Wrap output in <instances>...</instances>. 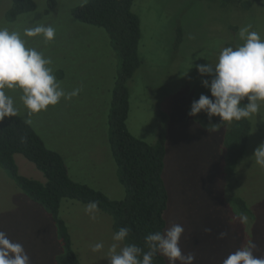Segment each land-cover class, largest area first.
Instances as JSON below:
<instances>
[{
  "label": "rangeland",
  "instance_id": "1",
  "mask_svg": "<svg viewBox=\"0 0 264 264\" xmlns=\"http://www.w3.org/2000/svg\"><path fill=\"white\" fill-rule=\"evenodd\" d=\"M234 1L134 0L132 4L140 20L141 65L129 82L127 125L134 136L147 142H154L160 133L165 135L167 227L173 223L184 226L180 245L185 253H195V264H221L230 252L249 240L256 244L255 255L264 256V169L252 156L254 149L264 143V129L257 126V122L264 123V103L250 117L251 135L234 175L225 170L222 147L229 122L221 124L218 132L209 133L205 113L196 117L187 114L191 102L201 93L210 95L201 85L202 77L195 66L214 64L222 47L242 43L238 31L244 25L251 24L252 30L264 37V0ZM34 2L35 9L8 21L11 0H0V26L21 33L37 23L55 27L54 41L44 44L41 37H29L28 43L52 58L56 78L66 91L81 85L83 90L78 97L61 99L46 112L33 115L32 126L47 147L62 154L73 180L120 199L125 192L107 146L117 53L103 28L73 17L72 9L83 0ZM9 94L16 98L24 119L26 109L19 94ZM163 114L164 120L160 118ZM211 122L220 123V118L214 116ZM15 161L22 175L43 180L23 156L15 155ZM234 195L248 203L253 218H248L247 223H241L232 208L230 198ZM86 205L62 199L60 216L67 224L81 264H107L108 249L114 243L111 218L99 210L97 218L90 219L84 211ZM206 227L212 231L204 232ZM0 230L23 244L31 264H54L57 244L48 216L23 195L1 168ZM221 231H227L228 236L219 239ZM96 242H102L104 248L93 253L90 245Z\"/></svg>",
  "mask_w": 264,
  "mask_h": 264
},
{
  "label": "trees",
  "instance_id": "2",
  "mask_svg": "<svg viewBox=\"0 0 264 264\" xmlns=\"http://www.w3.org/2000/svg\"><path fill=\"white\" fill-rule=\"evenodd\" d=\"M133 1L88 0L87 4L72 9L76 20L101 27L108 33L109 43L118 56L107 118V146L115 164L118 182L124 188L122 198H110L99 189L73 180L62 154L47 147L40 134L32 125H26L20 115L5 118L0 123V168L23 195L48 216L57 244L54 264H81L67 224L60 216L62 199L83 204L96 201L99 210L110 216L114 232L120 227L131 229L122 244L135 243L145 251L144 237L167 227L169 193L163 179L165 135L160 133L154 142H147L134 136L127 125L129 82L141 65L140 20L132 10ZM241 5L245 4L242 2ZM33 9L34 0H11L6 19L14 21L20 14ZM160 116L163 119L165 115ZM257 126L260 130L264 129L262 122H257ZM251 129L250 118L227 124L222 147L225 170L230 175L235 174L236 164L246 151ZM22 136L27 138L26 143L21 142ZM17 154L31 162L42 174L43 180L22 175L15 161ZM230 199L237 216L244 213L248 218H253L248 203L241 196L234 195ZM153 264L168 263L164 256L158 254Z\"/></svg>",
  "mask_w": 264,
  "mask_h": 264
},
{
  "label": "clouds",
  "instance_id": "3",
  "mask_svg": "<svg viewBox=\"0 0 264 264\" xmlns=\"http://www.w3.org/2000/svg\"><path fill=\"white\" fill-rule=\"evenodd\" d=\"M88 0H83L82 5ZM238 36L242 43L236 46L222 47L216 62L197 64L195 67L202 77L201 85L210 95L201 93L190 104L188 115L196 117L203 112L211 126L205 125L209 133L218 132L224 122L240 121L250 118L260 111L264 103V37L252 30L247 24L239 28ZM29 37H41L44 44L55 40L56 28L51 24H35L25 27L23 33L0 26V123L5 118L20 115L16 98L10 91L19 94V101L26 109L24 123L33 124V115L46 112L49 106H55L61 99L72 100L78 97L83 85L66 91L57 80L53 60L42 50L28 43ZM207 77V78H203ZM218 116L220 123H212ZM26 143L27 138L21 137ZM252 156L255 163L264 169V143L258 145ZM89 218L95 220L99 211L96 201H90L84 209ZM241 223H247L244 213L238 214ZM185 229L182 224L173 223L163 231L150 232L144 237V248L135 243L124 244L129 236V227H120L114 232V243L108 249L107 264H153L156 255L167 258L169 264H195V253H185L180 241ZM210 233L211 228H204ZM228 236L227 231L218 233L219 239ZM104 248L102 242L90 245L93 253ZM256 244L249 240L235 251L230 252L221 264H264V256L255 255ZM0 264H31V259L23 244L12 240L0 230Z\"/></svg>",
  "mask_w": 264,
  "mask_h": 264
}]
</instances>
